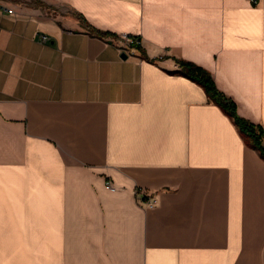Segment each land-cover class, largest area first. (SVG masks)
Wrapping results in <instances>:
<instances>
[{
    "label": "crops",
    "instance_id": "0c3cea01",
    "mask_svg": "<svg viewBox=\"0 0 264 264\" xmlns=\"http://www.w3.org/2000/svg\"><path fill=\"white\" fill-rule=\"evenodd\" d=\"M181 60L264 127V0H0V264H264V158Z\"/></svg>",
    "mask_w": 264,
    "mask_h": 264
},
{
    "label": "trees",
    "instance_id": "16d2710c",
    "mask_svg": "<svg viewBox=\"0 0 264 264\" xmlns=\"http://www.w3.org/2000/svg\"><path fill=\"white\" fill-rule=\"evenodd\" d=\"M179 63L182 67L180 72L202 85L208 97L234 119L246 141L264 158V127L240 116L236 103L219 90L213 76L206 69L186 60Z\"/></svg>",
    "mask_w": 264,
    "mask_h": 264
},
{
    "label": "built area",
    "instance_id": "2783aa9c",
    "mask_svg": "<svg viewBox=\"0 0 264 264\" xmlns=\"http://www.w3.org/2000/svg\"><path fill=\"white\" fill-rule=\"evenodd\" d=\"M7 11L9 13H13V9H7ZM47 39V36H43L44 41H47ZM123 39L125 41V47H139L142 44V40L135 36L123 35ZM108 187L112 189L115 188L114 184L111 181L108 182Z\"/></svg>",
    "mask_w": 264,
    "mask_h": 264
},
{
    "label": "water",
    "instance_id": "95a60500",
    "mask_svg": "<svg viewBox=\"0 0 264 264\" xmlns=\"http://www.w3.org/2000/svg\"><path fill=\"white\" fill-rule=\"evenodd\" d=\"M122 57H123V58H127V54L124 53V54L122 55Z\"/></svg>",
    "mask_w": 264,
    "mask_h": 264
}]
</instances>
